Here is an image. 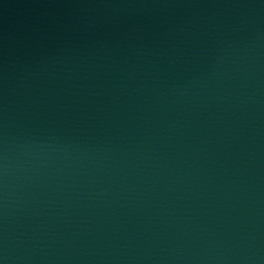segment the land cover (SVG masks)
I'll return each instance as SVG.
<instances>
[{"label": "water", "instance_id": "obj_1", "mask_svg": "<svg viewBox=\"0 0 264 264\" xmlns=\"http://www.w3.org/2000/svg\"><path fill=\"white\" fill-rule=\"evenodd\" d=\"M0 264H264V0H0Z\"/></svg>", "mask_w": 264, "mask_h": 264}]
</instances>
